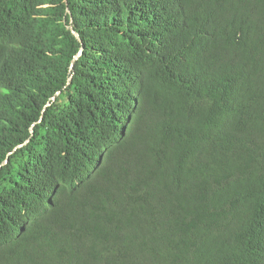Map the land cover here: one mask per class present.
<instances>
[{"label":"trees","instance_id":"obj_1","mask_svg":"<svg viewBox=\"0 0 264 264\" xmlns=\"http://www.w3.org/2000/svg\"><path fill=\"white\" fill-rule=\"evenodd\" d=\"M0 264H264V0H0Z\"/></svg>","mask_w":264,"mask_h":264},{"label":"water","instance_id":"obj_2","mask_svg":"<svg viewBox=\"0 0 264 264\" xmlns=\"http://www.w3.org/2000/svg\"><path fill=\"white\" fill-rule=\"evenodd\" d=\"M72 33L74 34V36H75L76 38H78L79 41H81V39H80V37H79V34H78L77 32L73 31ZM81 54H82V52L79 54V56H80ZM79 56H78V57H79ZM76 59H77V58H76ZM58 95H59V94H58ZM54 100H55V99H54Z\"/></svg>","mask_w":264,"mask_h":264},{"label":"bare ground","instance_id":"obj_3","mask_svg":"<svg viewBox=\"0 0 264 264\" xmlns=\"http://www.w3.org/2000/svg\"><path fill=\"white\" fill-rule=\"evenodd\" d=\"M70 29H71L72 32L74 31L73 27H70ZM81 52H82V51H81ZM81 52H80V53H81ZM73 68H74V67H73V65H72V68H71V69L73 70ZM71 79H72V78H71ZM70 81H71V80H70ZM58 94L60 95L61 93L58 92V93H57V96H58ZM54 99H55V98H54ZM54 99H53V101H54Z\"/></svg>","mask_w":264,"mask_h":264}]
</instances>
